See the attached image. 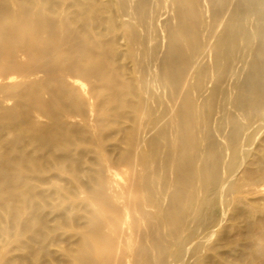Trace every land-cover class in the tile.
I'll list each match as a JSON object with an SVG mask.
<instances>
[{
  "label": "bare ground",
  "instance_id": "1",
  "mask_svg": "<svg viewBox=\"0 0 264 264\" xmlns=\"http://www.w3.org/2000/svg\"><path fill=\"white\" fill-rule=\"evenodd\" d=\"M190 1L0 0V264H264V16Z\"/></svg>",
  "mask_w": 264,
  "mask_h": 264
},
{
  "label": "rangeland",
  "instance_id": "2",
  "mask_svg": "<svg viewBox=\"0 0 264 264\" xmlns=\"http://www.w3.org/2000/svg\"><path fill=\"white\" fill-rule=\"evenodd\" d=\"M105 1H112V2H117L118 0H105ZM122 2H126L127 0H121ZM202 1L203 0H194V5L193 7H198V4L201 3L202 4ZM209 1V7L210 8H213V11L216 12L217 8H219V10L223 11L225 10L226 11V4H227V0H222L220 3L217 1V0H207ZM241 3H243L241 5V12H240V15H242V20L244 23H251L252 26L249 28V31L251 32V36H253V41L255 42V45H257V35L254 33L253 31V26H255V22H259L261 23L262 22V18L264 16V14L262 12H260V10L258 11V13L256 14V18H245V13L248 11L246 8H242L245 6V3L246 0H239ZM260 0H255V3H258ZM190 0H160V6H161V15H162V20H167V19H171V15H173V11L174 9L176 8L177 5L182 4V5H185V4H189L190 6ZM222 5V8H221V5ZM220 5V6H219ZM215 9V10H214ZM215 20V19H214ZM217 20V19H216ZM185 21L187 22H191L189 20V17H187L185 19ZM239 169V168H237ZM233 208L230 207L229 208V211H228V216L231 217L233 215ZM201 231H199L200 233ZM221 240V235L219 234L218 237H217V242ZM221 242V241H220ZM219 243V242H218ZM217 247V246H216ZM215 247V248H216ZM215 254V250L213 249V246H209V247H206L204 249V252H203V257H204V260L202 262V264H214L211 256Z\"/></svg>",
  "mask_w": 264,
  "mask_h": 264
}]
</instances>
